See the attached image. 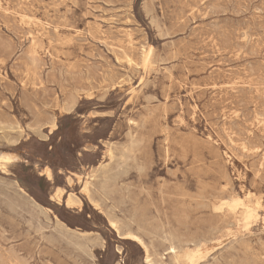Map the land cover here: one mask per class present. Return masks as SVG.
I'll use <instances>...</instances> for the list:
<instances>
[{"label":"rangeland","instance_id":"rangeland-1","mask_svg":"<svg viewBox=\"0 0 264 264\" xmlns=\"http://www.w3.org/2000/svg\"><path fill=\"white\" fill-rule=\"evenodd\" d=\"M12 263L264 264V0H0Z\"/></svg>","mask_w":264,"mask_h":264},{"label":"bare ground","instance_id":"bare-ground-1","mask_svg":"<svg viewBox=\"0 0 264 264\" xmlns=\"http://www.w3.org/2000/svg\"><path fill=\"white\" fill-rule=\"evenodd\" d=\"M2 8V7H1ZM246 12V11H245ZM254 24V23H253ZM52 30V29H51ZM242 43V42H241ZM49 44V43H48ZM242 54V53H241ZM224 55V54H223ZM32 57V56H31ZM30 57V58H31ZM235 64V63H234ZM230 70V69H229ZM219 74H220V72H219ZM219 83V82H218ZM225 90V89H224ZM228 94V93H227ZM232 110V109H231ZM256 117V116H255ZM210 120V119H209ZM258 152V151H257ZM248 155V154H247ZM5 157V156H4ZM6 159V158H5ZM11 158L9 157V160H10ZM1 161H2V159H1ZM2 163V162H1ZM126 163V162H125ZM5 164H2L1 166H4ZM123 172V171H122ZM139 172V171H138ZM115 173V172H114ZM44 175V174H43ZM90 175V174H89ZM82 178V177H81ZM111 178V177H110ZM86 179V178H85ZM117 179V178H116ZM79 180V179H78ZM72 197H74V196H72ZM107 198V197H106ZM69 199V198H68ZM72 199V198H71ZM76 199V198H75ZM73 200V199H72ZM79 202V201H78ZM76 203V202H75ZM81 204V203H80ZM79 205V204H78ZM77 205V206H78ZM13 219V218H12ZM167 219V218H166ZM56 224H57V222H56ZM112 225H116L114 222H112ZM28 226V225H27ZM60 228V227H59ZM117 228V227H116ZM169 228V227H168ZM146 233V232H145ZM74 234V233H73ZM149 234V233H148ZM127 236L128 237H130L131 239H133V240H136V241H139V242H141V240L137 237V236H135V235H132V234H127ZM53 239V238H52ZM42 242V241H41ZM172 249H174V248H172ZM174 251V250H173ZM173 254H174V252H173ZM176 262V261H175ZM13 264V263H12Z\"/></svg>","mask_w":264,"mask_h":264},{"label":"snow or ice","instance_id":"snow-or-ice-1","mask_svg":"<svg viewBox=\"0 0 264 264\" xmlns=\"http://www.w3.org/2000/svg\"><path fill=\"white\" fill-rule=\"evenodd\" d=\"M48 178H49V179L52 178V174H51V173L48 174ZM115 227H116V225H113V228H115ZM133 239H134V238H133Z\"/></svg>","mask_w":264,"mask_h":264}]
</instances>
